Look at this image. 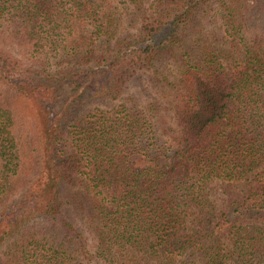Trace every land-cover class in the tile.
Masks as SVG:
<instances>
[{
    "label": "trees",
    "instance_id": "trees-1",
    "mask_svg": "<svg viewBox=\"0 0 264 264\" xmlns=\"http://www.w3.org/2000/svg\"><path fill=\"white\" fill-rule=\"evenodd\" d=\"M212 4L220 29L200 59L183 51L175 129L160 126L157 106L85 114L78 92L57 109L64 85L86 90L99 74L91 98L116 97L140 70L175 59L184 26ZM113 5L0 0V39L24 46L21 59L0 49V81L35 103L42 126L37 176L17 207L0 210V250L14 264H264V0H154L121 37ZM52 59L66 68L49 74ZM33 72L52 82L15 83ZM5 98L2 201L29 156ZM65 190L91 244L66 216ZM38 222L49 226L41 237L29 231Z\"/></svg>",
    "mask_w": 264,
    "mask_h": 264
},
{
    "label": "rangeland",
    "instance_id": "rangeland-1",
    "mask_svg": "<svg viewBox=\"0 0 264 264\" xmlns=\"http://www.w3.org/2000/svg\"><path fill=\"white\" fill-rule=\"evenodd\" d=\"M112 1L114 2V18L116 20V27L113 28V31H115L117 37H121L128 32H135L140 25L142 16L149 13L148 10L154 2V0H145L144 6L139 8L137 5L129 4L125 0ZM210 6L209 8H204L196 12L192 20L195 19L193 21L190 20L191 22L188 21L184 26V36L181 40L183 45L181 44V47L180 45L177 46V56L175 59L163 64H157L149 69L140 70L133 79L129 80L124 85L125 89L116 97L94 98L93 96L91 98L94 89L104 84L102 82V76L99 74L94 77L86 90L80 85L73 87L64 85L63 88L60 89L61 103L58 105L57 109L62 108L65 103L68 102L67 99L71 98L74 100L78 92L80 96L79 101L85 104V106L82 107V112L85 114L97 111L111 113L121 109L122 106H126L129 109L134 107L138 110L157 106L158 117L156 118L159 120L160 126L175 129V117L178 113V105L174 98L173 86L177 84L180 78V72L187 68L186 58L182 56L183 51L191 49L188 58L193 60V62L196 59H200L203 56V48L208 45L207 40L214 31L220 29L221 22L217 21L216 18L218 6L216 4ZM23 48L24 46L16 44V42H12L9 39H0V49L12 53L16 59H21ZM66 64L67 63L61 59H52L49 62V68L47 70L50 72L49 74H53L56 71L65 69ZM82 67L88 68L91 67V65L83 64ZM15 80H24V83L27 82L30 85L37 86L38 84H47L51 79L45 82L40 73L33 72V75L30 77H18L14 74V81ZM17 81H15V83ZM13 93L14 92H12L4 82L0 81V96L6 97L5 100L15 109L16 126L19 133L24 137V143L29 151V156L26 159L27 164L24 166L25 172L21 174V178L16 180V182L14 179L15 185L10 191L11 195L9 200H0V210L3 208V204L11 206V208L17 207L19 199L31 187L32 181L36 178L41 162L39 150L42 126L36 105L31 100H27L24 104L21 103V100L15 99L14 96H12ZM73 109L77 108L73 107ZM71 111L73 110L71 109ZM62 199L65 200V212L68 220L88 238L91 244L93 235L87 223L83 221L77 208L73 206L71 192L65 190L62 194ZM42 224L43 222L40 224H33L29 231H37L38 234H40L39 237L43 236L47 229H49V226L48 224ZM56 232L57 235L62 236L60 229ZM12 253H14V251L12 252L10 248L5 246L1 247L0 256L2 258V264H14L15 261H12L14 258Z\"/></svg>",
    "mask_w": 264,
    "mask_h": 264
}]
</instances>
